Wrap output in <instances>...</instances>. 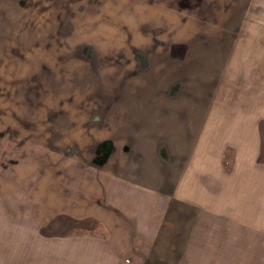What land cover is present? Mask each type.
<instances>
[{
  "label": "crops",
  "instance_id": "obj_1",
  "mask_svg": "<svg viewBox=\"0 0 264 264\" xmlns=\"http://www.w3.org/2000/svg\"><path fill=\"white\" fill-rule=\"evenodd\" d=\"M200 3L209 8L225 7L224 15L213 14L221 16L212 20L226 25L210 35L195 34L193 28L198 31L203 21L201 18L194 19L196 21L190 30L184 28L180 36L187 39L186 48L181 49L177 56L166 46V76L154 81L148 79V86L140 82L132 83L142 87L141 101L136 99L135 88L132 89V98L129 90L122 96L121 89H117L114 126L108 116L102 123L97 122L100 125H94L92 104L84 108L82 119L86 123L80 129L76 124L54 126L51 119L45 126L43 118L39 120L46 112L44 103H54L60 97L62 81L45 71L43 75L47 79L38 82L40 87L28 83V80H32L28 77L32 64L29 60L21 62L19 59H26V54L23 58V54L18 50L14 52L10 47L19 61L15 72L10 70V74L8 72L1 77L3 88L0 89V97L5 100V120L0 136L5 139L4 199L8 207L21 208L12 213H23L26 223L30 221L27 214L37 212L48 215L47 221L64 216L70 224L87 222L104 230L107 236H100L94 241H99L111 253L117 254L112 264H134L139 261L132 258L133 253L129 259L131 263L127 261L126 252L130 246L140 245V239L149 238V233L144 236L140 230H158L163 223L165 229H170L173 214L216 215L253 228L246 215L248 207L254 202V195H263L264 143L258 141V136L253 137L257 131L252 126H243L239 133L249 134V140H239L235 137L236 133L219 139L212 134V131L220 128L213 120L220 111H223L220 117L237 116L233 114L236 110L224 107L226 102L223 101L228 99L223 97L226 94L223 93L226 79L223 70L229 68L234 55L236 61L237 55L243 54L249 44V41L237 43L236 38L240 37L241 32L235 35L238 30L230 31L238 22L233 19L236 17L243 23L248 19H240L246 13L240 8L243 0H200ZM252 16L249 13L246 15ZM231 21L234 23L230 24ZM185 22L189 20L185 19ZM181 24L177 23V27ZM185 25L183 23L181 27ZM243 25L239 23L236 26L242 31ZM245 31L251 39L256 30L247 27ZM33 34L28 31L25 38L33 37ZM1 36L6 38V33H1ZM7 37L11 39V36ZM7 51L0 59V67L5 64L6 69L11 67L7 61L10 59V56L7 58ZM76 51L84 60H89L87 54L93 53L83 48ZM39 53L45 55L53 52L43 49ZM58 53L61 55L62 52ZM45 64L49 66V63ZM33 66L32 70L38 69L35 63ZM65 67L68 69L69 65ZM72 68L77 67L74 65ZM170 71L175 73L172 80L168 76ZM86 78L92 83L91 78ZM235 94L238 95L237 91ZM31 96L34 107L41 108L36 115L21 110L24 98ZM13 103L17 104V108L14 109ZM46 115L51 118L52 113ZM73 115L71 109H64L65 117L73 118ZM226 124L225 129H230V119L226 120ZM98 132L102 134L98 135ZM80 141L90 152L101 141L112 144L99 156L94 152L80 159L77 158V144ZM202 189H207V196L212 192L211 197L223 201H219V205L205 199L200 194ZM237 201L239 204L242 201L244 207L236 209ZM152 215L156 217L152 218ZM158 215L161 220L157 224ZM79 239H86L85 243L89 244L84 243V246L88 248L80 246V249H85L82 253L74 247L68 254L69 261L98 262L100 255L95 252L91 237L79 236ZM153 244L151 241L143 244L146 246L143 250L150 249ZM124 247H127L126 251ZM148 256L146 254V261L150 260Z\"/></svg>",
  "mask_w": 264,
  "mask_h": 264
},
{
  "label": "rangeland",
  "instance_id": "obj_2",
  "mask_svg": "<svg viewBox=\"0 0 264 264\" xmlns=\"http://www.w3.org/2000/svg\"><path fill=\"white\" fill-rule=\"evenodd\" d=\"M250 2L253 4L250 5ZM224 8H209L201 5L200 0H0V59L3 52L8 50L7 58L10 56V59L7 61L11 66L6 69V65L2 64L0 67V89L3 88L2 75L8 72L10 74V70L15 72L19 60H29L32 68L35 63L40 71L31 68L28 77L32 80H28V83L39 85V81L47 79L43 75L45 71L62 81L60 97L54 103H44L46 112L39 120L43 118L45 126L51 119L54 126L76 124L80 129L86 123L82 119L84 108L90 104L94 125H100L97 122L102 123L107 116L113 125L117 116V89H121L122 96L129 90L132 98V89L135 88L136 99L141 101L142 87L132 83L140 82L148 86V79L154 81L159 77L164 78L166 46L175 55L186 48L187 39H182L180 34L184 33V28L191 29L196 21L194 19H203L202 25L199 23L200 32L193 28L195 34L217 33L226 24L213 21L212 18L221 16L213 14L224 15ZM240 8L243 13L246 12L240 19L245 17L248 20L243 23L235 17L234 22L238 21L236 25L244 24L243 30L235 25L230 31L238 30L235 35L241 32L240 37L236 38L237 43L249 41V44L243 54L237 55L238 61H235V54L232 62L228 64L229 68L223 70V77L226 78L223 84V93L226 94L223 97L228 99L223 101L226 102L224 107L236 110L233 114L237 116L220 117L223 116V111H220L213 119L220 128L212 131V134L219 139L236 133L235 137L239 140H249V134L239 133L243 126H252L257 131L253 137L258 136V141L264 143V0H243ZM248 13L253 14L252 18L246 17ZM185 19L189 22L186 23ZM234 22L231 21L230 24ZM177 23L186 25L177 27ZM247 27L256 30L251 39L245 31ZM28 31L34 33L33 37L25 38ZM37 31L40 33L37 34ZM1 33H6V38ZM7 36H11V39ZM10 47H13L14 52L18 50V53L23 54V58L26 54V59L17 60L18 57L13 56L14 52ZM82 48L94 53L87 54L89 60L79 57L81 54L76 50ZM33 49L37 51L31 52ZM43 49L53 53L42 55L39 52ZM59 51L62 52L61 55ZM157 51L162 52L156 54ZM45 63H49V66ZM66 65H69L68 69ZM74 65L77 68H72ZM172 73L170 71L168 75L169 80L175 76ZM86 77L91 78L92 83ZM236 91L238 95L235 94ZM106 95L108 96L105 97ZM4 101V97H0V130L4 128ZM106 101L107 104L104 105ZM74 102L75 112L72 108ZM13 104L14 109L17 108V104ZM33 104V96L24 98V110H21L36 115L41 108L34 107ZM65 108L71 109V113L76 115L73 118L65 117ZM51 113L49 118L46 114ZM229 119L230 129H225L226 120ZM101 132L98 135L103 133ZM4 140L0 136V264L114 263L117 254L111 253L99 241H94L100 236H107L104 230L96 226L87 222L70 224L64 216L47 221L48 215L37 212L28 213L30 221L26 223L23 213H12L21 208L8 207L7 200L4 199ZM111 144L101 141L90 152L84 142L80 141L77 144V158L83 159L94 152L99 156ZM205 193H208L207 189H202L200 194L216 204L220 205L219 201H223L211 197L212 192L210 196ZM262 194L261 197L255 194L252 206L248 207L246 217L253 228H246L216 215L173 214L170 229H165L163 223L158 230H140L144 236L149 233V238L140 239L141 244L136 247L130 246L126 252V260L130 261L133 253L132 258L139 260L134 264H264V189ZM240 207H244L242 201L235 205L236 209ZM155 217L152 215V218ZM160 220L158 215L157 224ZM79 236L91 237L95 252L100 255L98 262L69 261L68 254L74 247L82 253L85 252L80 246H84L86 239H79ZM149 241L154 244L150 249L143 250L146 247L143 244H149ZM84 247L88 248L86 245ZM126 249L124 247L125 251ZM146 254H149V261H146Z\"/></svg>",
  "mask_w": 264,
  "mask_h": 264
}]
</instances>
